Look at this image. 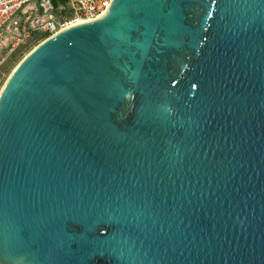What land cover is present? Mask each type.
I'll list each match as a JSON object with an SVG mask.
<instances>
[{
	"label": "water",
	"instance_id": "obj_1",
	"mask_svg": "<svg viewBox=\"0 0 264 264\" xmlns=\"http://www.w3.org/2000/svg\"><path fill=\"white\" fill-rule=\"evenodd\" d=\"M0 264H264V0H112L33 47Z\"/></svg>",
	"mask_w": 264,
	"mask_h": 264
},
{
	"label": "built area",
	"instance_id": "obj_2",
	"mask_svg": "<svg viewBox=\"0 0 264 264\" xmlns=\"http://www.w3.org/2000/svg\"><path fill=\"white\" fill-rule=\"evenodd\" d=\"M112 0H0V52L26 45L33 32L48 37L99 18Z\"/></svg>",
	"mask_w": 264,
	"mask_h": 264
},
{
	"label": "rangeland",
	"instance_id": "obj_3",
	"mask_svg": "<svg viewBox=\"0 0 264 264\" xmlns=\"http://www.w3.org/2000/svg\"><path fill=\"white\" fill-rule=\"evenodd\" d=\"M43 41V40H42ZM39 41L37 44H39ZM34 44V45H33ZM19 45L14 49H2L0 52V89L17 63L37 44ZM14 54L15 57H11Z\"/></svg>",
	"mask_w": 264,
	"mask_h": 264
},
{
	"label": "trees",
	"instance_id": "obj_4",
	"mask_svg": "<svg viewBox=\"0 0 264 264\" xmlns=\"http://www.w3.org/2000/svg\"><path fill=\"white\" fill-rule=\"evenodd\" d=\"M47 37H48V34H46V33L40 34L37 32H33L32 35L29 37L28 42H27L25 47H27L28 44L29 45L33 44L34 42H35V44H37L39 41H42V40L46 39ZM11 57H15V55L11 54Z\"/></svg>",
	"mask_w": 264,
	"mask_h": 264
},
{
	"label": "bare ground",
	"instance_id": "obj_5",
	"mask_svg": "<svg viewBox=\"0 0 264 264\" xmlns=\"http://www.w3.org/2000/svg\"><path fill=\"white\" fill-rule=\"evenodd\" d=\"M78 24H80V23H78ZM71 26H73V25H69V26H67L66 28H68V27H71ZM65 29V28H64ZM63 30V29H62ZM1 90H2V88L0 89V92H1Z\"/></svg>",
	"mask_w": 264,
	"mask_h": 264
}]
</instances>
